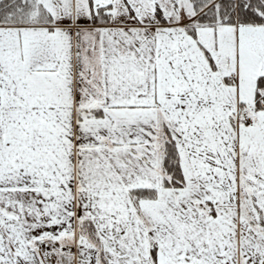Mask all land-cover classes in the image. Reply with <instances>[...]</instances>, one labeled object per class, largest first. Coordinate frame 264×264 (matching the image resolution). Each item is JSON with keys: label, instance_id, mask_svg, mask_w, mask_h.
<instances>
[{"label": "snow or ice", "instance_id": "6c2138e0", "mask_svg": "<svg viewBox=\"0 0 264 264\" xmlns=\"http://www.w3.org/2000/svg\"><path fill=\"white\" fill-rule=\"evenodd\" d=\"M0 264H264V0H0Z\"/></svg>", "mask_w": 264, "mask_h": 264}]
</instances>
